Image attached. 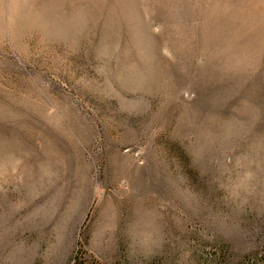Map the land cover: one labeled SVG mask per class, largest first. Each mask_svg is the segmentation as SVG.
<instances>
[{
    "label": "rangeland",
    "instance_id": "rangeland-1",
    "mask_svg": "<svg viewBox=\"0 0 264 264\" xmlns=\"http://www.w3.org/2000/svg\"><path fill=\"white\" fill-rule=\"evenodd\" d=\"M264 252V0H0V264Z\"/></svg>",
    "mask_w": 264,
    "mask_h": 264
},
{
    "label": "trees",
    "instance_id": "trees-1",
    "mask_svg": "<svg viewBox=\"0 0 264 264\" xmlns=\"http://www.w3.org/2000/svg\"><path fill=\"white\" fill-rule=\"evenodd\" d=\"M222 264H264V252L247 253L234 261L229 256L223 258Z\"/></svg>",
    "mask_w": 264,
    "mask_h": 264
}]
</instances>
